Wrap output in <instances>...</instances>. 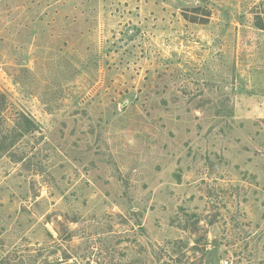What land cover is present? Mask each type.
I'll return each instance as SVG.
<instances>
[{
	"label": "rangeland",
	"instance_id": "1",
	"mask_svg": "<svg viewBox=\"0 0 264 264\" xmlns=\"http://www.w3.org/2000/svg\"><path fill=\"white\" fill-rule=\"evenodd\" d=\"M139 225L264 264V0H0V264Z\"/></svg>",
	"mask_w": 264,
	"mask_h": 264
},
{
	"label": "trees",
	"instance_id": "2",
	"mask_svg": "<svg viewBox=\"0 0 264 264\" xmlns=\"http://www.w3.org/2000/svg\"><path fill=\"white\" fill-rule=\"evenodd\" d=\"M24 120L27 121L26 118ZM118 218L122 223V217ZM189 233L195 236L197 230H190ZM144 235L140 225L138 230L132 229L130 232L109 231L107 234L95 236L90 234L83 238L82 246L77 248L63 249L62 245H58L57 251L62 252L59 263L72 261L73 264H216L209 259L205 240L202 241L196 236L191 243L176 239L159 245L142 243ZM70 240L71 237L65 241L67 243Z\"/></svg>",
	"mask_w": 264,
	"mask_h": 264
}]
</instances>
